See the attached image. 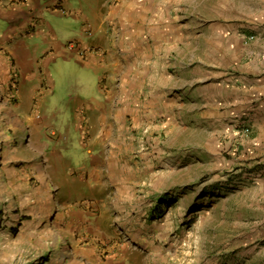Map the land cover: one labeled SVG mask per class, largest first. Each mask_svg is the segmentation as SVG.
<instances>
[{"label":"rangeland","instance_id":"374dc122","mask_svg":"<svg viewBox=\"0 0 264 264\" xmlns=\"http://www.w3.org/2000/svg\"><path fill=\"white\" fill-rule=\"evenodd\" d=\"M168 7L171 17L181 7L201 10L200 18L187 12L180 26L189 41L185 64L214 59L238 71L239 62L250 60L239 49L243 33L255 36L248 48L264 49V0H168ZM179 16L169 22H181ZM196 82L182 88L194 103L178 107L181 115L169 118L170 108L161 113L168 119L134 127L135 144L121 154L113 196L97 188L91 197L81 186V195H71L65 206L53 180L64 183L66 170H0V264H264L259 129L248 122L252 133L239 139V126L207 121L199 113L205 110L198 111L206 86ZM56 84L51 100L41 104L42 118L53 125L43 129L47 136L54 129L63 136L73 123L72 105L63 100L68 87H80L70 82L62 92Z\"/></svg>","mask_w":264,"mask_h":264},{"label":"crops","instance_id":"0c3cea01","mask_svg":"<svg viewBox=\"0 0 264 264\" xmlns=\"http://www.w3.org/2000/svg\"><path fill=\"white\" fill-rule=\"evenodd\" d=\"M59 2L0 0V111L6 112L0 120V170H66L64 183L53 180L65 206L71 195H81V186L91 197L97 188L113 196L121 154L135 144L134 127L152 125L154 117L168 119L161 113L170 108L169 118L181 115L179 108L194 103L182 94L192 78L206 86L199 94L201 116L231 127L250 122L264 145V49L248 48L241 34L238 48L250 60L239 62L238 71L214 59L193 57L196 62L185 64L189 41L181 25L189 11L199 17L198 8L173 9L174 17L182 14L176 23L169 22L174 17L168 0H63V8ZM84 2L92 3L89 11ZM73 40L79 47H70ZM56 80L62 92L70 82L80 87H68L63 100L72 105L73 123L63 136L55 129L47 136L43 129L53 125L40 110ZM81 170L88 172L85 180Z\"/></svg>","mask_w":264,"mask_h":264},{"label":"built area","instance_id":"2783aa9c","mask_svg":"<svg viewBox=\"0 0 264 264\" xmlns=\"http://www.w3.org/2000/svg\"><path fill=\"white\" fill-rule=\"evenodd\" d=\"M254 37H255L254 35L242 34V39L245 42L251 41V39H253ZM69 45L70 47H79V42L73 40L69 43ZM251 133H252V130L250 126H248L247 124H244V125L239 126V130L237 131L236 135L239 137V139H246L250 136ZM144 135L145 133H143L141 138H144Z\"/></svg>","mask_w":264,"mask_h":264}]
</instances>
